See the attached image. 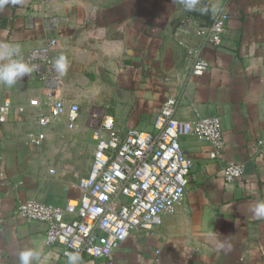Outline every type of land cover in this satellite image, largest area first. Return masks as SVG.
Masks as SVG:
<instances>
[{
    "label": "crops",
    "instance_id": "crops-1",
    "mask_svg": "<svg viewBox=\"0 0 264 264\" xmlns=\"http://www.w3.org/2000/svg\"><path fill=\"white\" fill-rule=\"evenodd\" d=\"M222 10L230 14L222 43L206 47L209 69L194 76L188 48L204 45L197 30ZM2 42L19 43L29 64L31 53L47 48L52 61L64 57L65 71L52 73L38 58V72L0 85V103L27 107L0 120V264H18L24 248L39 253L34 264H68L62 245L47 244L45 222L17 215L19 203L78 199L94 157L89 124L93 132L111 115L122 133L153 131L168 98L181 123L219 116L224 149L211 158L209 142L183 132L194 167L175 211L154 229L131 233L111 257L81 256L80 264H264V219L250 211L264 201V0H198L195 11L181 0H0ZM55 97L80 105L74 129L66 117L38 125V111ZM33 98L41 110L29 106ZM231 162L244 166L234 182L223 175Z\"/></svg>",
    "mask_w": 264,
    "mask_h": 264
},
{
    "label": "built area",
    "instance_id": "built-area-1",
    "mask_svg": "<svg viewBox=\"0 0 264 264\" xmlns=\"http://www.w3.org/2000/svg\"><path fill=\"white\" fill-rule=\"evenodd\" d=\"M230 14L218 12L209 28H199L197 34L205 40L201 48H188L192 59V74L201 76L209 69L204 56L206 47L216 48L223 40ZM55 40L51 41L54 44ZM35 71L40 70L38 58L52 73L55 61L48 49L36 50L30 56ZM53 87V86H52ZM54 88V87H53ZM41 110L39 98L29 102ZM24 105H14L6 99L0 103V120L26 112ZM177 102L168 98L158 111L153 131L130 128L122 133L114 117L105 115L93 132L95 150L90 172L78 181L80 196L65 206H50L37 200L19 203L17 215L25 220L47 224L46 242L60 244L65 253L107 258L118 250L135 231H150L161 223L165 212H174L186 194L188 176L194 161L183 150L180 136L191 132L211 144V158H217L225 146L223 123L219 116L201 117L193 123H181L176 117ZM81 107L55 97L46 111H38L37 122L46 127L66 117L69 127L77 126ZM39 146L42 140L32 137ZM244 174V166L228 163L223 169L226 181L234 182Z\"/></svg>",
    "mask_w": 264,
    "mask_h": 264
},
{
    "label": "clouds",
    "instance_id": "clouds-1",
    "mask_svg": "<svg viewBox=\"0 0 264 264\" xmlns=\"http://www.w3.org/2000/svg\"><path fill=\"white\" fill-rule=\"evenodd\" d=\"M15 2V0H14ZM175 2V0H173ZM187 11L197 10L198 0H181ZM202 12H207L208 9H199ZM216 12V8L211 10ZM22 46L15 42L0 43V85L11 88L16 85L25 76H30L34 70V66L24 61L21 54ZM54 68L58 73L65 71V60L60 56L54 63ZM250 211L257 219H264V201L256 202ZM209 238H214L212 233H209ZM68 264H80L81 257L79 252L66 253ZM39 259V253L32 248H24L17 253L18 264H34Z\"/></svg>",
    "mask_w": 264,
    "mask_h": 264
},
{
    "label": "rangeland",
    "instance_id": "rangeland-1",
    "mask_svg": "<svg viewBox=\"0 0 264 264\" xmlns=\"http://www.w3.org/2000/svg\"><path fill=\"white\" fill-rule=\"evenodd\" d=\"M86 111L87 113H89L90 108L89 107H86ZM90 126L88 127L90 129V132H89V135H90V139H89V142H88V149L90 150V156L92 155V149L94 150V146H95V140H94V136H93V132H92V129H93V123L91 122L89 124ZM92 134V135H91Z\"/></svg>",
    "mask_w": 264,
    "mask_h": 264
},
{
    "label": "bare ground",
    "instance_id": "bare-ground-1",
    "mask_svg": "<svg viewBox=\"0 0 264 264\" xmlns=\"http://www.w3.org/2000/svg\"><path fill=\"white\" fill-rule=\"evenodd\" d=\"M95 130H96V129H94V131H95ZM94 131H93V132H94Z\"/></svg>",
    "mask_w": 264,
    "mask_h": 264
}]
</instances>
